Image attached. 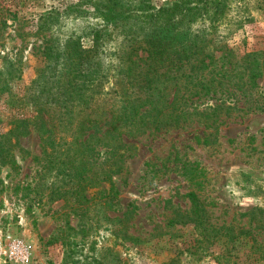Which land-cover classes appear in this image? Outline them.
<instances>
[{"label": "rangeland", "instance_id": "rangeland-1", "mask_svg": "<svg viewBox=\"0 0 264 264\" xmlns=\"http://www.w3.org/2000/svg\"><path fill=\"white\" fill-rule=\"evenodd\" d=\"M82 1L0 0V81L11 96L22 99L41 69L51 71L40 55L46 41L60 47L84 36L83 47L91 45L85 33L97 20L89 3L81 6L88 14L37 29L43 13ZM205 37L210 71L224 70L221 89L186 100L177 125L126 140L120 171L85 192L86 214L62 194L73 186V171L53 164V156L44 155L49 166L33 160L43 158L34 128L19 139L15 165L0 168V264H264L256 248L264 233L249 217L264 210V0H228ZM6 102L4 121L14 115ZM26 112L33 115V107ZM188 193L197 197L199 218ZM116 216L122 221L107 219ZM17 242L19 250L10 249Z\"/></svg>", "mask_w": 264, "mask_h": 264}, {"label": "trees", "instance_id": "trees-1", "mask_svg": "<svg viewBox=\"0 0 264 264\" xmlns=\"http://www.w3.org/2000/svg\"><path fill=\"white\" fill-rule=\"evenodd\" d=\"M227 2L170 0L154 6L150 0H83L43 13L37 29L51 31L62 17L88 14L81 6L89 3L97 26L85 33L91 40L88 48L81 44L84 36H69L60 47L46 41L40 55L52 69H41L22 99L11 96L0 81V100L5 98L14 112L7 121L0 114V168L15 165L13 147H19V139L32 127L43 154L33 160L46 162L44 155L53 156V164L71 169L68 181L73 186L62 194L74 196L71 208L89 212L91 198L85 192L120 171L129 157L126 140L142 136L147 128L177 125L187 116L182 107L186 100L221 89L224 70L210 71L213 61L205 54V34L223 17ZM195 22H208L211 28L203 24L193 31ZM209 73L214 79H207ZM30 107L34 114L28 116ZM187 197L199 218L196 195ZM249 217L264 233V210L253 209ZM176 222L171 220V225ZM66 226L73 229L68 221ZM245 233L249 231L239 232ZM256 248L264 260V245Z\"/></svg>", "mask_w": 264, "mask_h": 264}, {"label": "built area", "instance_id": "built-area-1", "mask_svg": "<svg viewBox=\"0 0 264 264\" xmlns=\"http://www.w3.org/2000/svg\"><path fill=\"white\" fill-rule=\"evenodd\" d=\"M18 246H19V242L14 243L10 249L15 248V249L19 250V247H18ZM4 255H5L8 259L12 258V254H11V253H7V251H4Z\"/></svg>", "mask_w": 264, "mask_h": 264}]
</instances>
